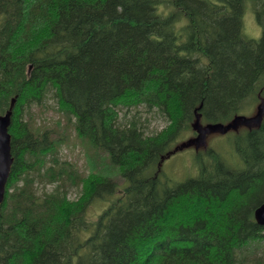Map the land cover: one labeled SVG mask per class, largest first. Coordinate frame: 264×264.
<instances>
[{"label":"trees","instance_id":"obj_1","mask_svg":"<svg viewBox=\"0 0 264 264\" xmlns=\"http://www.w3.org/2000/svg\"><path fill=\"white\" fill-rule=\"evenodd\" d=\"M246 7L258 39L243 34ZM12 97L0 264H264V116L235 133L231 158L199 152L197 173L174 184L160 167L196 114L227 123L264 99V0H0V114ZM49 98L106 153L121 192L32 125ZM140 106L167 124L146 134L126 115ZM92 203L107 205L90 218Z\"/></svg>","mask_w":264,"mask_h":264},{"label":"rangeland","instance_id":"obj_2","mask_svg":"<svg viewBox=\"0 0 264 264\" xmlns=\"http://www.w3.org/2000/svg\"><path fill=\"white\" fill-rule=\"evenodd\" d=\"M171 10L172 9H169L168 12ZM242 28L243 34L246 37L258 39L261 35V28L256 23L254 13L249 7L245 8ZM29 110L30 116H28V119L35 128H48L52 132L49 134L51 137L61 138L60 142L56 145L61 158L74 162L79 173L84 178H86L91 172H107L111 175L112 180L116 181L119 192H121L122 177L120 174H117L115 168L109 164L106 153L93 148L84 139L76 135L72 124L66 122L65 117L57 111L52 99H47L42 105H33ZM124 111L125 110H122L120 115H122ZM255 113L256 106L245 114L254 115ZM126 115L128 117L135 116L136 119H139L144 126V132L146 134L159 132L160 129L167 124L165 116L157 112H147L142 106L138 107L136 110L131 109ZM245 129H247L245 125H239L237 128L230 129L225 133L210 132L206 135L205 146L196 147L194 144H190L177 149L168 157L164 156L160 161L162 180L167 181L168 184H174L187 177L194 176L197 173L196 154L209 148L214 149L226 158H231L233 153V136L237 132L245 131ZM192 137H194V131L191 129L188 131L186 130L173 142L171 149L173 150L175 146ZM234 161H236L235 155ZM51 186L52 185H47L45 189H50ZM83 193L84 184H81L80 187H72L67 191L66 199L73 204L79 198L85 196ZM106 205L107 203H92L88 205L86 209L88 217H96L100 212V209L103 208L102 206L105 207Z\"/></svg>","mask_w":264,"mask_h":264},{"label":"water","instance_id":"obj_3","mask_svg":"<svg viewBox=\"0 0 264 264\" xmlns=\"http://www.w3.org/2000/svg\"><path fill=\"white\" fill-rule=\"evenodd\" d=\"M31 65H29V68ZM16 98L12 97L9 102V106L3 114H0V203L4 199L5 186L10 173L12 165L11 155V136L8 132V127L11 122V116ZM264 114V100H262L256 107V113L252 116L236 115L233 119L227 123L216 122L202 124L200 122V116L195 115V121L192 127L196 130V136L187 139L181 144L177 145L174 150L182 148L184 146L194 144L196 147L200 145L205 146L206 135L210 132L225 133L229 129H235L239 124L252 127L261 123ZM254 220L257 224L264 226V201L260 203L253 212Z\"/></svg>","mask_w":264,"mask_h":264}]
</instances>
